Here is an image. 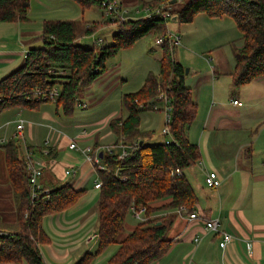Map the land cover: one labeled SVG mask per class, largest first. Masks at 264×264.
I'll return each mask as SVG.
<instances>
[{"label": "trees", "instance_id": "1", "mask_svg": "<svg viewBox=\"0 0 264 264\" xmlns=\"http://www.w3.org/2000/svg\"><path fill=\"white\" fill-rule=\"evenodd\" d=\"M81 9L99 6V0H74ZM161 1L147 2L154 5ZM171 4H176L173 0ZM30 0H0V22L23 21L27 18ZM179 23H188L197 13L208 17H230L241 34V47L234 48L235 65L231 72L232 86L238 88L264 76V0H183L175 8L166 9ZM169 19L160 16L127 20L85 21L83 19H44L38 39L40 46L29 47L23 64L0 79V112L22 107L37 109L48 100L32 96L41 91L59 88L55 112L60 109L64 117L72 116L78 93L98 77L106 68V59L121 48L130 47L147 34L165 36ZM114 24L111 43L82 47L78 40L91 35L106 25ZM159 70L148 72L142 86L124 93L121 103L127 110L125 118L109 121L128 154L102 151L103 169L97 168L101 184L97 201V247L86 253L76 264H88L109 244L118 243L117 250L105 264H149L162 257L172 239L168 236L174 220L169 213L159 217L151 215L160 210L184 206L189 212L197 201L190 183L182 171L200 158L197 144L189 141L187 127L196 116L197 104L184 82V67L173 58L175 45L168 38L162 44ZM168 99L170 111V140L149 143L151 131L139 129L140 113L150 109V102L159 94ZM25 146L45 163L56 157L54 149L43 154L40 148ZM96 150V141L93 144ZM5 166L16 206L15 221H0V263L21 262L45 264L38 249L39 243L49 241L42 226L43 216L62 211L77 201L84 189L73 188L70 181L44 182L48 197L41 192L31 197L28 175L16 139L3 145ZM179 169L180 174L175 170ZM145 207L146 219L124 233L129 207ZM160 223H157V222Z\"/></svg>", "mask_w": 264, "mask_h": 264}, {"label": "crops", "instance_id": "2", "mask_svg": "<svg viewBox=\"0 0 264 264\" xmlns=\"http://www.w3.org/2000/svg\"><path fill=\"white\" fill-rule=\"evenodd\" d=\"M69 3L70 2H65L63 5ZM39 6H41L39 7L40 10L43 7V11L41 10V12L45 13L48 7L47 3L42 2ZM32 7L30 1L26 14L27 18L23 21L0 22V79L14 69L20 67L24 62L28 47L34 46L33 44H35L36 41H40L38 37L42 30L41 25L42 21L45 19V17H43L45 14H41L40 11H33ZM225 17L226 16L208 17L207 15L201 16L200 14H196L190 22L183 25L188 27V25H193L195 21H199L200 27L196 26L193 28L195 31L200 29L208 30L211 26L209 28H206V26L213 25L211 29H215L214 31L218 33H223L222 27L225 29L228 23ZM75 20H77V18ZM171 21L174 23L178 22L175 17L172 18ZM169 22L170 21H168V23ZM106 27L112 29L115 26L111 24V26ZM178 27L179 23L172 32L178 34L180 39H183L184 36V40L188 43L187 31L184 30L180 32ZM185 29L189 30L190 28ZM88 36L82 38H88ZM91 36L93 37L94 33L91 34ZM96 40L97 39L93 41L92 46H101L104 44L103 38H101L100 43ZM190 40L191 43L195 41L192 38H190ZM197 41H201L199 36ZM180 45L181 41L175 48ZM186 45L185 43V46ZM120 66V63L115 64L110 69L106 66L102 74L96 77L90 85L80 91V95L85 93L84 96L86 97V100L77 98V101L81 103L82 107H97L103 100L108 101L106 104L107 107L92 112L88 119L76 121L74 124V127L80 125L85 127L89 125L91 126V130L86 132L85 129H83V132L80 131L76 133L74 137L61 135L58 138L55 136V139L51 141L52 143H57L52 146L56 153V157L50 159L47 163L44 162L45 167L40 178V183L44 185V182H48V180L62 183L70 181L73 188L84 189L85 191L79 196L77 201L68 208L43 216L42 226L49 237V241L46 243H39L38 249L45 264H76L86 253L94 252L97 247L96 229L99 189L94 187V183L97 179V167L93 163L82 160L81 157L84 158V155L80 149L85 146H92L93 148V145L90 144L95 143L94 138L96 134H99L100 139L99 143L101 147H98L99 152L103 150L106 151L107 147L112 146V152L119 154L126 148L121 142H117L115 134L108 126L111 119L117 117L125 118L127 116V110L122 105L121 99H117L116 102L111 95L116 90H119V92L115 94L116 96L122 94V92L128 93L136 91L142 86L143 81L140 83L138 89L136 88L127 92L122 91L125 78L120 74ZM232 71H223V69L218 71L213 68L211 74L205 78L206 81L202 83L206 84L209 81L217 82L222 74H231ZM260 78L261 77H258L254 80H259ZM185 85L189 89L190 87L192 89V84ZM242 87L244 86L238 87L239 90H237L238 88L235 89L231 98V100H239L241 104H233L230 100L229 103L231 107L237 108L244 105L243 92L240 93ZM191 89L190 94L192 97L193 90ZM201 92L196 91L195 98L192 97L193 101L197 104V111L195 119L187 127L188 130L186 129V135L189 141L197 144L199 148L200 158L182 171L197 197L193 210L197 211L200 217L197 219H189L188 213L181 211L179 208L160 210L153 213L155 216L173 213L174 220L168 233V236L172 239L169 249L162 257L149 264H264V173L254 175L252 166L248 167L245 164L242 166L239 159V153L241 152L239 148H250L244 136L243 141L239 143V139L242 138L239 135H241L243 131L248 130V127L241 124L234 125L233 128L227 125L224 127V121L233 122L231 120L233 118L227 116V111L224 110V106L222 105L216 106L212 103L207 107H204V105L201 106ZM212 92L214 94L216 92L214 86ZM157 104L159 109L154 111L162 113V103L157 102ZM40 106L37 109L14 107L0 112V170H3V174H0L1 222L12 223L15 221L16 216V206L6 172L3 145L8 140L18 138V136H15L17 132L16 124L19 120H22L23 127L20 140L18 141L20 144L21 156L23 155L25 144H30L37 148L42 147L43 141L47 138L49 133L47 131L40 139L38 127H47L46 124L35 121V113L39 111ZM10 110L13 114L9 115L7 112ZM148 111L153 110H144L140 113V122L142 114ZM242 112H244V110L237 112L236 116L238 123L240 121L239 116ZM41 117L50 118L51 116H49L47 112H43ZM258 122L259 124L264 123V109L260 112ZM139 129L141 131L153 132L148 139L149 143L162 141L158 139V141L154 142V138L157 140L156 138L160 136L154 133L155 129L153 128V123H149L148 119H146L144 126L139 124ZM54 130H56L57 135V129L55 127L52 128L51 135ZM260 135L261 131L258 132V137ZM163 137L166 139L169 138L167 135ZM107 138H110L109 143L103 145L102 140ZM165 138L164 140H166ZM71 139L76 140L77 146L80 149L68 148V143ZM233 143L236 144L237 151L233 152V155H229L226 153L225 147L231 146ZM246 157L250 159L252 164V153L246 152ZM261 161L262 162L257 167L264 171V157ZM196 165H198L201 170L202 176H205V173L209 170H215L221 179L220 185L223 184L222 188H218L219 185L216 188L217 190L212 192L213 194L205 199H203L202 194L206 193L205 188L208 189V187L202 180H200V183L197 182L198 177L196 170L194 172L190 170V167H195ZM68 168L73 172L70 176L64 174V170ZM225 170H231V173H223ZM194 173L196 174L194 175ZM92 174H95L93 184L86 186ZM76 175H78V177ZM261 186H263L262 191H260ZM127 214L135 219L130 211H128ZM204 218L217 219L219 222V231L230 233L233 239L225 247H220V232L206 229L202 220ZM138 222L128 220L126 216L124 233L120 234L119 239L130 232ZM173 228L176 229V231L171 233ZM117 248L118 243L109 244L99 254L93 256L88 264H105ZM0 264H26V262L21 261L19 263L9 262Z\"/></svg>", "mask_w": 264, "mask_h": 264}, {"label": "rangeland", "instance_id": "3", "mask_svg": "<svg viewBox=\"0 0 264 264\" xmlns=\"http://www.w3.org/2000/svg\"><path fill=\"white\" fill-rule=\"evenodd\" d=\"M31 5L33 6V11H43V7L41 10L39 9V6L42 2L47 3V10L45 13L41 12L43 17L45 19H83L85 21H98L102 20L103 18H106L107 16L103 13V10L101 7L93 5L85 9H81L79 4L74 0H30ZM151 0H118L119 2V9L127 8L129 10L128 15L129 17L139 18L142 17L144 14V10L142 8L144 7H155L159 8L160 6L165 7L166 9L175 8L178 4H180L183 0H177L176 4H171L174 2L173 0L171 2L169 1H161L159 3H156L154 5H149L147 2ZM65 2H70L69 4H65ZM136 8L138 10H136ZM201 16H205V13H197ZM228 20L227 25L225 26V29L222 27L223 33H218L217 31H214L213 25H207L206 28H209L208 30H197L195 31L193 28L200 27L199 21H195L193 25H188V27H185L186 23H174L173 21L169 20L170 22L168 25V30L173 31L174 28L178 26L179 23V31H187V40L180 39L181 45L174 48L173 52V58L179 61L182 66L184 67V71L187 68L188 71L184 72V82L185 84H192V97L195 98L196 91L201 92L200 96V105L204 107L210 106L212 103L216 106L222 105L224 106V110L227 111V116H230L233 122L230 121H224L223 126L225 127L230 126L231 128L234 127V125H244L248 127V130L243 131L241 135H239V143L243 141V136L245 137V140L250 145V148H239L241 149V152L239 153V159L240 164L243 166L244 164L248 167L252 166L253 174L259 175L263 174V169L258 168L257 166L262 162L261 159L264 157V123L259 124L258 120L260 118V112L264 109V76L261 77L259 80H253L245 85H242V96H244V105L240 107H231L229 101L232 98V93L235 89L232 87V77L228 73L222 74L217 82H207L202 83L205 80V78L208 77L209 74H211L212 69L215 68V70L220 71L223 69V71H232L235 65V58H234V48L240 47L242 45L241 40V34L238 31L233 19L230 17H225ZM42 19V18H41ZM107 19V18H106ZM105 20V19H103ZM198 20V19H197ZM111 26V24L106 25ZM105 26V27H106ZM115 26V25H114ZM185 28H190L185 29ZM116 28L113 27L112 29L109 27L101 28L97 32L94 33V36L91 35L88 36V38H81L78 40V44L82 47H91L93 45V41L98 38H103V43H111L112 41V32ZM214 32V33H211ZM198 33V34H197ZM202 33V35H201ZM211 33V34H210ZM160 36V34H156L155 36L153 34H147L146 36L140 38L135 43H133L130 47L127 48H121L114 56H111L106 59L105 65L110 69L112 66H114L117 63H120V74L122 75L124 80V85L122 86V91H132L134 89H138L140 87V83L145 80L146 75L148 72L157 73L159 70V59L162 56V47L160 45L155 43V37ZM198 36L201 38V41L198 42ZM203 36V38H202ZM190 38L194 39L193 43H191ZM185 43L187 44L185 46ZM34 47L40 46L41 41H36L35 44H33ZM99 46V45H98ZM32 47V46H29ZM28 47V48H29ZM208 47V48H207ZM210 58V60H209ZM115 76V74H114ZM113 76V77H114ZM191 86V85H190ZM213 86L216 88L215 94L212 92ZM241 87V86H240ZM233 88V90H232ZM239 90V88L237 89ZM119 90H116L112 93L111 97L114 101L117 102V99H121L122 94L116 96L115 94L118 93ZM161 94V93H160ZM159 94V95H160ZM85 93L80 95V92L78 93V99H84L86 100V97L84 96ZM232 101V100H231ZM106 101H102V103L97 107H82L81 103L78 101L75 104L74 112L72 116L70 117H64L61 114L60 109L57 110L58 114L55 112V105L51 102L43 103L40 106L39 111H37L36 119L35 121L41 124H46L47 127L40 126L38 127L40 131V139L46 134L48 131V136H51L52 141L55 139V136L58 138L61 135H67L68 137H74L76 133L82 131L85 129L86 132L91 130V126H76L74 127V124L76 121H83L85 119H88L89 116L92 114V112H96L97 110L104 109L107 104ZM91 104V103H89ZM162 107V106H161ZM222 108V109H223ZM242 114H240L239 118L240 121L238 123L237 119V112L243 111ZM43 112H47L50 118L41 117ZM7 113L13 114L12 111H8ZM164 113L161 112H155L148 111L145 114H142L141 116V126H144L146 123V119H148L149 123H153V128L155 129L154 133L156 135H159V138H154V142L158 141V139L164 140L165 136L162 133V128L164 127ZM156 120V124H155ZM258 122V123H257ZM69 123V124H68ZM72 126V127H71ZM57 129V135L56 130L53 131L51 135L52 128ZM250 128V129H249ZM50 129V130H49ZM188 130V129H187ZM45 131V132H43ZM261 131V135L258 137V132ZM190 132V131H189ZM163 136H162V135ZM225 134V133H223ZM111 138V137H110ZM110 138L102 140V144L105 145L109 143ZM19 138H16L17 141ZM95 141L97 144L96 150H98L100 146V139L99 134H96ZM166 139V138H165ZM161 141V142H162ZM91 143V142H89ZM88 143V144H89ZM94 143L90 144L93 145ZM86 145V144H85ZM236 144L233 143L231 146H226V153L232 154L233 152L237 151V148L235 146ZM81 146V145H79ZM92 147V146H91ZM99 147V148H98ZM94 149V147L92 148ZM94 150V151H96ZM254 150V151H253ZM246 152L252 153V164L250 162V159L246 157ZM233 155V154H232ZM82 160H84L83 157H81ZM191 172H194L196 170L198 180L197 182L200 183L204 182V176L201 174V170L199 169L198 165L195 167H190ZM225 174H230L231 170H225L223 171ZM0 174H3V170H0ZM196 173H194L195 175ZM78 177V175H76ZM95 174H92L91 177L88 179L87 185L93 184ZM194 177V176H193ZM76 178V177H75ZM96 178V177H95ZM196 182V180H195ZM194 183V179H193ZM223 184L220 185L218 188H222ZM11 187V186H10ZM216 188L210 189L205 188V192L203 193V199L206 197H210ZM263 190V186H261L260 191ZM184 212H189L187 209ZM128 220H132L134 222H138V219H133L129 214L126 215ZM152 217H159L155 216L154 214L151 215ZM131 218V219H130ZM176 229H172L171 233L175 232ZM170 233V234H171Z\"/></svg>", "mask_w": 264, "mask_h": 264}, {"label": "built area", "instance_id": "4", "mask_svg": "<svg viewBox=\"0 0 264 264\" xmlns=\"http://www.w3.org/2000/svg\"><path fill=\"white\" fill-rule=\"evenodd\" d=\"M99 5H100L101 9L103 10L104 14L108 18H110L111 20L135 19L134 17H129V15H128L129 10L127 8L119 9L120 5H119L118 0H99ZM142 9L144 10V14L142 17L160 16L162 18L169 19V20H172V18H174L167 11H165L166 8L163 6H160L159 8L147 6V7H144ZM136 10H138V9L136 8ZM164 38L170 39L175 46L180 44V36L178 34H176L175 32L167 30ZM164 38L163 37L158 38L155 41V43L158 45H161ZM96 41L98 43H100L101 38H98ZM25 55H26V53H25ZM58 93H59V88L57 86H54L51 89H45L43 91H41L39 89H35L32 93V96L36 99L48 100V101L54 103L57 99ZM157 102L162 103V110L164 112V127L162 128V133L164 135L169 136V138L164 140L166 143H168L170 140L169 123H170L171 107L169 106L168 99L165 96H163L162 94H160L158 96V100H154V101L150 102V105H149L150 110L159 109ZM232 103L238 104V105L241 104V102L237 99H233ZM22 127H23V121L19 120V122L16 124L17 132L15 135V136H18V138H19L18 140H20V137H21ZM51 141H52V139H51L50 135L47 136V138L43 141L42 147L40 148L41 152L43 154H47L49 151H51L53 149L52 146L57 144V143L56 144L52 143ZM57 142H58V140H57ZM68 148H71V149H78L79 148L77 146L75 139H71L69 141ZM111 148H112V146L107 147L106 151L112 152ZM23 149L24 150H23L22 158H23V162L25 165V169L27 171V175H28V187L30 190L31 197L35 198L36 196H38V194H40L42 192L44 194L43 198L45 199L48 197V189L43 188V185L40 183V178L43 174L45 163L40 156L35 155L26 146H24ZM80 150H81L82 154L84 155V160L86 162L93 163L96 165L97 168L103 169V164H101V158L99 156L100 152L98 150L93 151L91 146H85V147L81 148ZM127 154H128V150H127V148H124L118 154V157L123 158ZM175 172H176V174L181 173L179 169H176ZM72 173L73 172L71 171L70 168L64 170L65 175L70 176V175H72ZM204 182L208 188L214 189L220 185L221 179L215 170H209L205 173ZM100 184H101V182L97 177V179L94 183V187L99 188ZM179 209L181 211H186V208L184 206H180ZM129 211L139 221H143L146 219L144 206L140 207V208H135L133 205H131L129 207ZM199 217L200 216H199L198 212L195 210L188 212V218L189 219H197ZM202 220H203V223H204V226L206 229L212 230L215 232H220L218 229L219 222L217 219H206V218H204ZM96 236H97V234H96ZM220 237H221L220 241H219L220 247H225L233 239V236L230 233L225 232V231L220 232Z\"/></svg>", "mask_w": 264, "mask_h": 264}, {"label": "water", "instance_id": "5", "mask_svg": "<svg viewBox=\"0 0 264 264\" xmlns=\"http://www.w3.org/2000/svg\"><path fill=\"white\" fill-rule=\"evenodd\" d=\"M188 71V69L186 68L185 69V72H187ZM101 155H102V151H100V153H99V156L101 157ZM157 223H160L159 221L157 222Z\"/></svg>", "mask_w": 264, "mask_h": 264}]
</instances>
